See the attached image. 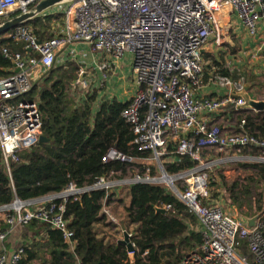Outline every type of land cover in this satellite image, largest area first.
<instances>
[{
	"label": "built area",
	"instance_id": "2783aa9c",
	"mask_svg": "<svg viewBox=\"0 0 264 264\" xmlns=\"http://www.w3.org/2000/svg\"><path fill=\"white\" fill-rule=\"evenodd\" d=\"M40 1L0 0V18L27 13ZM226 8L235 13L250 38L258 35L264 23V0H73L58 6L56 16L62 15L63 21L52 39L39 41L28 26L16 28L8 37L23 42L27 52L10 54L4 49L5 57L14 63V73L0 80V151L7 171L40 141L39 103L30 94L50 69L65 63L86 67L91 56H98L108 59L99 68L107 70L112 60L131 55L139 91L122 117L135 134L133 146L150 157L138 160L112 148L102 162H120L127 169L139 165L132 184L164 186L196 217L201 245L179 264H264V214L249 228L247 217L222 197L223 191L213 198L210 189L218 166L264 163V139L251 132L247 120L264 112L245 108L237 95L245 89L246 75L234 79L212 70L210 85L225 90V95L197 98L206 72L201 51L210 46ZM85 67L80 74L86 79L79 77L75 83L81 92L91 84ZM220 113L232 115L234 127L224 128L217 121ZM185 157L192 167L168 172L170 165ZM115 174L121 173L109 176ZM113 185L108 178L88 189L71 184L61 196L16 200L0 211L10 229L34 220L48 223L62 232L74 251L76 241L65 218L68 200ZM8 235L0 230V264H20L25 248L8 251L4 246ZM243 244L249 256L242 252Z\"/></svg>",
	"mask_w": 264,
	"mask_h": 264
},
{
	"label": "trees",
	"instance_id": "16d2710c",
	"mask_svg": "<svg viewBox=\"0 0 264 264\" xmlns=\"http://www.w3.org/2000/svg\"><path fill=\"white\" fill-rule=\"evenodd\" d=\"M15 16L17 14L0 18V25ZM62 21V15L47 12L24 26L31 28L39 41H45L56 36ZM14 30L0 35V80L14 73V63L5 57L4 49L10 54L27 52L23 42L9 39L8 35ZM205 57L212 55L205 54ZM213 65L224 76L240 77L217 61H213ZM79 76L80 66L66 63L50 69L34 85L30 98L39 103L42 136L47 141H39L31 151L21 154L19 162L10 164V172L2 164L0 151V208L10 206L16 200L30 202L60 195L71 184L79 189L92 188L111 173L126 174V165L102 162L103 156L112 148L138 160L150 157V153H143L133 146L135 134L122 117L130 102L103 101L94 114L97 93L83 95L78 100L70 95ZM255 78L250 76L252 81ZM257 86L254 87L260 89L264 85ZM247 120L251 132L264 139V113ZM192 166L190 159L185 157L167 170L175 174ZM240 166H250L255 172L244 178V184L230 185L225 183L224 177L213 174L212 197L217 198V191L223 189V196L244 217L263 215L264 163ZM115 195L110 189H91L77 200H68L65 218L73 234L72 240L76 241L74 251L70 250L61 231L45 222L34 220L29 223L23 228L27 242L21 244L25 255L20 264H179L185 255L201 245L196 217L164 186L131 184L129 202L123 204L125 216L119 224L104 211ZM163 205L170 206L166 214L155 211L154 207ZM121 226L128 233L135 227V235L131 236L132 255L117 239L109 236ZM241 250L249 256L245 244Z\"/></svg>",
	"mask_w": 264,
	"mask_h": 264
},
{
	"label": "rangeland",
	"instance_id": "374dc122",
	"mask_svg": "<svg viewBox=\"0 0 264 264\" xmlns=\"http://www.w3.org/2000/svg\"><path fill=\"white\" fill-rule=\"evenodd\" d=\"M58 10V7H55L51 12V14H56ZM16 17V16H15ZM14 18V17H13ZM12 19V18H10ZM60 20V19H59ZM237 21V23L235 22ZM235 21L231 20L226 23L219 22L218 28L215 30L212 38V43L215 45L216 48V54L214 58H211V60H208L210 57H204V61L207 64H212L213 60L219 61L224 66L229 68L233 72H237L240 76L246 75V77L251 76L254 71V63L256 60L253 61L255 55H250L249 58V52H248V46H249V38L246 36L245 30L241 29L239 26L241 25L239 18L235 16ZM62 22H59L58 26H61ZM205 56V55H203ZM259 60V59H258ZM85 71H88V76L91 78V76L96 77V74L98 71H93L91 68H86ZM105 72H108L106 70ZM134 72V71H133ZM109 74V73H108ZM82 75L80 74L79 77ZM257 77V76H255ZM134 78H136V75L134 73ZM137 80V78H136ZM252 83H255V85H264V74H260L257 78H255L254 81L251 80ZM97 84L100 83V80L96 82ZM90 84V81H89ZM88 84V85H89ZM92 85V86H91ZM129 85L132 88H135L136 83L133 82V78L131 75ZM257 86V87H258ZM86 89V88H85ZM80 89L78 87L72 88V91L70 93L71 97L78 100L83 95H93L100 91V89L95 88L94 84L91 82V84L88 86L86 91L79 92ZM255 100L264 101V86L262 88H256L252 90V97ZM139 165L135 167H131L127 169L126 174H115L112 176H108V182L109 183H122L121 186L122 189L115 195V199L112 200L111 204H109L106 208H104V211L108 213V215L112 218V221L114 223H121L125 216V211L123 209V204H128L129 202V186L132 184V182L135 180V171L139 170ZM217 171V176H223L225 177V183L227 185H230L232 183H239L244 184V178L248 176L251 173H254L255 170H253L250 166L240 167L239 164L230 162L227 165H221L220 167H216L213 169V172ZM214 174V173H213ZM212 177H214L212 175ZM211 192L214 191V188H210ZM264 190V187L261 188ZM111 192V190H110ZM121 200L122 202H120ZM24 231L22 232V234ZM130 236L135 235V227L130 228ZM110 237L119 240H123V232L120 228L113 230L110 234Z\"/></svg>",
	"mask_w": 264,
	"mask_h": 264
},
{
	"label": "crops",
	"instance_id": "0c3cea01",
	"mask_svg": "<svg viewBox=\"0 0 264 264\" xmlns=\"http://www.w3.org/2000/svg\"><path fill=\"white\" fill-rule=\"evenodd\" d=\"M52 10H50L48 12L51 14V12H53ZM235 16H236L235 13L231 9L226 8V9H224V11L219 16V22H221V24L222 23L224 24V23L229 22L231 20L235 21ZM235 22L237 23V21H235ZM240 23H241V21H240ZM239 27L241 29L245 30L242 23ZM245 33H246V36H248L246 30H245ZM263 37H264V23H262L260 25V31L255 38H249V36H248V38L250 39L249 40V46H248L249 58H250V55H251V57H252V55H255L253 61L256 60L254 63V71H253L252 75L257 76V77L260 74H264V49L263 50L260 49L261 40ZM81 48L86 49L84 46H81ZM205 49H207L208 51H212V53H210V52L205 53V54L212 55V57H210L208 60H211V58H214V56L216 54V48H215V45H213L212 41L210 42V46L205 48ZM205 54H203V55H205ZM204 57L205 56H203V61H204ZM107 60L108 59L106 57H98V56L92 57L91 56L87 61L86 67L79 65L80 71H81V68H83V67L91 68L93 71H95V70L98 71V73L96 74V77H95V75L91 76V78L88 77L89 80H91V82L94 84L95 88L100 89V91L97 92V99H96V102H95L94 107H93V113L94 114L98 111V108H99L101 102L116 100L120 103H127V102L132 101L136 97V95L139 91L138 82H137L136 78H134L133 61H132L131 55H126L124 58L119 59V60H114V61L112 60V63H111L112 65L109 66V68H107L108 72H105L106 69L99 70L100 66L102 64H106ZM213 61H216V60H213ZM213 61H212V64H207L204 61L205 66H206V72H205L204 82H203L200 90L197 92L198 93L197 94L198 99H202V98H206V97L222 96V95H225V93H226L225 90H222L221 88H219L217 86L210 85V83L208 81L209 74L211 73L212 70L220 71V69L218 67L213 65ZM217 62L219 64L223 65L219 61H217ZM57 66H60V65H57ZM223 68H227V67L223 65ZM231 72H233V71H231ZM131 75L133 78V82L136 83L135 88H132L129 85ZM99 80H100V83L97 84L96 82H98ZM254 86H255V83L251 86V89L249 91V94L251 97H252V90L254 89ZM217 121L220 122L222 124V126L226 129H230V128L234 127V123H235V120L233 119L232 115H227L224 113H220V115L217 118ZM213 173L216 174L217 171H215ZM216 175H218V174H216ZM121 184L122 183H117V184L114 183V185L110 189L111 193L117 194L122 189V187L124 186V184H123V186H121ZM130 186H129V188H130ZM222 191H224V190L221 189L220 192H222ZM223 193H222V197L224 199H226L223 196ZM5 226L7 227L6 229H5ZM23 228L24 227H17V228L10 229L5 222V213L0 211V230L9 232L8 239L4 245L5 248L8 249V251H11L17 247L22 246L25 243V241L27 242V239L24 238V234H22ZM0 252H1V247H0Z\"/></svg>",
	"mask_w": 264,
	"mask_h": 264
},
{
	"label": "water",
	"instance_id": "95a60500",
	"mask_svg": "<svg viewBox=\"0 0 264 264\" xmlns=\"http://www.w3.org/2000/svg\"><path fill=\"white\" fill-rule=\"evenodd\" d=\"M73 0H41L37 5H35L34 7H32L27 13L18 15L12 19H8L7 21H5L4 23H2L0 25V35H2L3 33H7L10 30L16 29L20 26H24L25 24H27L28 22L32 21L33 19L42 16L43 14H45L46 12L54 9L55 7H58L62 4H67L69 2H71ZM212 53V51H208L207 49H203L201 51L202 54L205 53ZM17 72V71H16ZM86 75L83 74L80 77V80L83 81L85 80ZM254 83L251 82L250 76H248L247 80H246V85H245V89L243 92L237 94L239 97H241L244 101V107L245 108H249V109H253L257 112H264V101H259V100H255L252 99L249 91L251 89V86ZM46 138L41 136L40 137V142H46ZM55 196H61L60 195H54V196H50L44 199H49ZM42 200V199H40ZM5 208V207H3ZM0 208V209H3ZM155 211L161 214H166L167 211L164 208H160V207H154ZM259 214L255 215L254 217L251 218H247V222H248V227L249 228H254L256 226L257 220L259 219ZM121 230L123 232V240H119L118 243L120 245H123L127 248V251L129 253L134 251V245L132 244L131 241V236L129 235V233L125 230V228L123 226H121Z\"/></svg>",
	"mask_w": 264,
	"mask_h": 264
}]
</instances>
